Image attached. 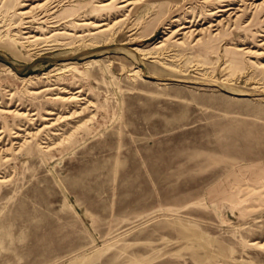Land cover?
<instances>
[{
	"label": "rangeland",
	"instance_id": "1",
	"mask_svg": "<svg viewBox=\"0 0 264 264\" xmlns=\"http://www.w3.org/2000/svg\"><path fill=\"white\" fill-rule=\"evenodd\" d=\"M0 264H264V0H0Z\"/></svg>",
	"mask_w": 264,
	"mask_h": 264
},
{
	"label": "bare ground",
	"instance_id": "2",
	"mask_svg": "<svg viewBox=\"0 0 264 264\" xmlns=\"http://www.w3.org/2000/svg\"><path fill=\"white\" fill-rule=\"evenodd\" d=\"M124 5H126V4H124ZM124 5H123V6H124Z\"/></svg>",
	"mask_w": 264,
	"mask_h": 264
}]
</instances>
